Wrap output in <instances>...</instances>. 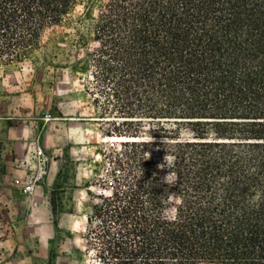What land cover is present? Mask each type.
<instances>
[{"label":"trees","instance_id":"1","mask_svg":"<svg viewBox=\"0 0 264 264\" xmlns=\"http://www.w3.org/2000/svg\"><path fill=\"white\" fill-rule=\"evenodd\" d=\"M85 1L0 0V70ZM80 22L92 119L131 139L85 184L80 264H264V0H90Z\"/></svg>","mask_w":264,"mask_h":264},{"label":"rangeland","instance_id":"2","mask_svg":"<svg viewBox=\"0 0 264 264\" xmlns=\"http://www.w3.org/2000/svg\"><path fill=\"white\" fill-rule=\"evenodd\" d=\"M88 5L46 32L33 62L0 70V264L82 263L85 216L98 194L85 184L97 185L100 153L118 143L106 137L109 123L88 121L96 112L74 46ZM42 159L45 174L34 182Z\"/></svg>","mask_w":264,"mask_h":264},{"label":"clouds","instance_id":"3","mask_svg":"<svg viewBox=\"0 0 264 264\" xmlns=\"http://www.w3.org/2000/svg\"><path fill=\"white\" fill-rule=\"evenodd\" d=\"M165 160L168 162V161H171L172 160V157H170V156H166L165 157ZM165 180H166V182L167 183H169V184H171V183H173L175 180L173 179V174H171V173H169L166 177H165ZM262 195H264V194H262L260 191H256L255 192V194L252 196V197H250V201L252 202V203H256V202H259L260 201V199H261V196Z\"/></svg>","mask_w":264,"mask_h":264},{"label":"built area","instance_id":"4","mask_svg":"<svg viewBox=\"0 0 264 264\" xmlns=\"http://www.w3.org/2000/svg\"><path fill=\"white\" fill-rule=\"evenodd\" d=\"M36 156H37L38 158H41V157H43L44 155H43V153H42L41 150H38V151L36 152ZM43 174H45V165H44V162H43V159H42V164H41V160H40V164H39V166H38L37 177H36V179L34 180V182L37 181V179H38L39 177L41 178V176H42ZM32 187H33V184H32L30 187H28V188L31 189Z\"/></svg>","mask_w":264,"mask_h":264},{"label":"bare ground","instance_id":"5","mask_svg":"<svg viewBox=\"0 0 264 264\" xmlns=\"http://www.w3.org/2000/svg\"><path fill=\"white\" fill-rule=\"evenodd\" d=\"M47 120H49V119H47ZM103 120L106 122L108 119H100V118L88 119V121H103ZM107 138L109 139L110 142H121V141L131 140V139H127V138H118V137H107Z\"/></svg>","mask_w":264,"mask_h":264}]
</instances>
